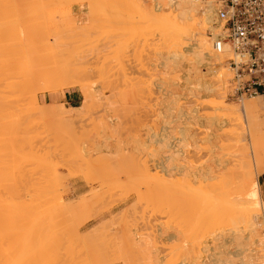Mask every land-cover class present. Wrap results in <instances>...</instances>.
Listing matches in <instances>:
<instances>
[{
	"label": "rangeland",
	"instance_id": "1",
	"mask_svg": "<svg viewBox=\"0 0 264 264\" xmlns=\"http://www.w3.org/2000/svg\"><path fill=\"white\" fill-rule=\"evenodd\" d=\"M198 1L202 4L205 0ZM177 3L179 4V0H0V102L18 107L19 110L13 108L14 116L17 112L16 116L20 117H14L17 118L14 124H18V130L15 131L13 123L11 129L15 127L14 130L9 129V126L8 130H0V153H4V157L1 156L4 159L2 169L0 168V194L4 202L0 212L5 214L1 213V217H4L1 219L3 224L0 223V259L5 264H240L242 257L230 254L222 241L218 240L216 243L219 247L214 249L213 243H209L213 234L225 232L227 235L230 229L236 232L235 236L239 235L237 231L243 236V243H234L232 248H242L246 253L243 257L251 256L254 252L255 235L250 232V225L245 224L244 227V220H237L238 217L234 215V219L230 220L228 214L223 219V213L220 212L223 203L219 204L222 199L215 201V194L205 190L212 186L208 184L209 181L212 183V179L207 181L210 186L205 188L203 185L204 189L200 187L201 183L197 185L194 184L195 180H189L184 171L175 173L174 176L166 174L167 166L172 162H184L187 166L197 165L199 160L204 163L208 159V152L211 154L210 148L215 146V155L226 154V151L234 153L236 144L235 147L227 148L229 144L226 141H229L230 135L232 138L237 133L247 132L252 136L260 134L264 138V95L240 99L230 95L228 83L231 72L227 65L230 55L224 56L221 63L209 58L204 59V67L202 63L197 64L195 53L190 50L194 38L200 35L207 42L218 31L212 25L213 17L206 24L199 15L193 24L189 21L194 26L189 28L196 31V36L180 40L181 35L185 37L182 27L188 25L182 26L179 23V27L178 21L173 18L182 10V3L180 6ZM165 14H169V17L166 18ZM12 32L17 39L15 36H12L14 40L9 39L5 34L12 35ZM24 37L26 42L22 40ZM35 42L40 44H33ZM11 43L14 47H23L19 48L22 54L18 55L20 58L16 57V60L19 58L18 62L9 58L6 62L7 57L3 56L9 49L10 53L15 49ZM23 53L26 58L31 54L30 60L25 59ZM8 55L10 56L9 53L5 56ZM46 68L56 70L53 76H46ZM41 69L45 71L38 72ZM25 71L29 77H35V84L38 83L34 87L33 78H30L33 88H28L32 92L30 97L27 95L28 98L26 95L21 97L20 94V84L23 81L20 79L24 78ZM5 73H8L9 84L5 81V77H8ZM223 73L227 75L222 76ZM217 74L220 75L219 80L213 78L216 80L213 83L216 85L218 82L221 87L213 88L212 85L213 92L207 90L206 80ZM44 86L47 87L44 88L46 90L41 89ZM15 89H19L18 95ZM67 91H75L74 103L64 100V93ZM217 92L226 105L238 107L239 113L236 111L237 113L227 114L218 105L210 104L209 100L217 99ZM17 101L19 103L15 104ZM246 101L255 104L254 115H257L261 130H253L254 120L246 118L250 113L248 117L252 119L251 112L243 110L242 103ZM62 112L67 114L63 116L65 123L61 117ZM245 112L247 115L243 114ZM218 115L219 119L216 118ZM48 117L49 120L46 119ZM222 117L227 120L224 121ZM220 119L225 124H215ZM19 121L25 127L21 128ZM71 122H74L72 127ZM64 124L65 128L62 127ZM222 127L227 130L224 131L226 136L218 133L219 130L222 132ZM182 130L186 132L184 135ZM218 136L220 141H224L221 145ZM175 137H178L177 140ZM167 142L176 143L171 152L168 151L170 149ZM234 142L236 143L235 140ZM217 143L221 147L228 144L226 148L229 150L225 146H217ZM229 143L233 145V141ZM213 144L217 145L212 146ZM251 144L248 137L244 154L252 160L251 163L256 164V168L259 166V173L256 175L258 181L259 176L264 173V143L262 150H257L253 145L257 153ZM196 149L199 151H195ZM221 149L226 151L222 152ZM170 153L173 156L168 158ZM194 155L201 157L196 158ZM205 155L207 159L203 160ZM214 183L215 178L212 184ZM218 184L219 181L213 186H219ZM194 195L200 199L206 197L207 200H200L204 201L200 203L199 198ZM259 200L264 201L260 195ZM207 202H218L220 207L216 203L205 205ZM226 202L225 206L230 204L229 201ZM232 204L234 207L235 202ZM225 206L222 211L226 209ZM218 207L220 211L217 210ZM209 208H212L211 211L216 208L220 214L215 211L214 218ZM230 209L232 210L231 207ZM256 260L254 257L253 262Z\"/></svg>",
	"mask_w": 264,
	"mask_h": 264
},
{
	"label": "bare ground",
	"instance_id": "2",
	"mask_svg": "<svg viewBox=\"0 0 264 264\" xmlns=\"http://www.w3.org/2000/svg\"><path fill=\"white\" fill-rule=\"evenodd\" d=\"M15 1V0H14ZM30 1V0H29ZM77 1V0H76ZM192 1V0H191ZM190 0H179V4H181L182 3V10H181V13H178V15H175L173 18L176 20V21H178L177 23H178V25H179V27L182 25L183 26V24L186 26V25H188V26H186V27H190L191 28V26H193V25H191V24H193V21L195 20V19H197V17L199 16V15H201L202 16V18L201 19H203V20H201V21H205L204 23H206L207 21H211V17H212V12H213V7H212V4H211V0H205L204 1V3H200L198 0L196 1V0H193V1H196V3H193V1L191 2ZM4 2V1H3ZM27 2V1H26ZM5 3V2H4ZM9 3V2H8ZM15 3V2H14ZM22 3V2H21ZM7 4V3H6ZM19 4V3H18ZM17 4V5H18ZM24 4V3H23ZM178 4V3H177ZM178 4V5H179ZM3 5V4H2ZM10 5V4H9ZM16 5V4H15ZM16 5V6H17ZM31 5H32V3H31ZM4 6V5H3ZM11 6H13V5H11ZM180 6V5H179ZM2 7V6H1ZM18 7V6H17ZM24 7V6H23ZM22 7V8H23ZM32 7V6H31ZM5 8V7H4ZM7 8V7H6ZM12 8V7H11ZM14 8H15V6H14ZM30 8V7H29ZM180 8V9H181ZM2 9V8H1ZM10 9V8H9ZM161 9V8H160ZM21 10V9H20ZM157 10H159V9H157ZM22 11V10H21ZM29 11V10H28ZM3 12H5V11H3ZM2 12V13H3ZM9 12V11H8ZM17 12H18V10H17ZM27 12V11H26ZM37 12H39V10L37 11ZM67 12V11H66ZM59 13V12H58ZM62 14H63V12H61ZM65 13V12H64ZM11 14H12V12H11ZM19 14V13H18ZM39 14V13H38ZM171 14V13H170ZM3 15V14H2ZM29 15V14H28ZM169 14H165L164 16L166 17V18H168L169 16H168ZM5 16V15H4ZM12 16V15H11ZM18 16V15H17ZM171 16V15H170ZM6 17V16H5ZM15 17V16H14ZM19 17V16H18ZM33 17V16H32ZM7 18V17H6ZM6 18H4V19H6ZM22 18V17H21ZM30 18V17H29ZM12 19V18H11ZM3 19H1V21H2ZM7 20L9 21V19L7 18ZM30 20V19H29ZM35 20V19H34ZM192 21V23L191 22H189V21ZM6 21V20H5ZM18 21V20H17ZM16 21V22H17ZM22 21V20H21ZM24 21H25V18H24ZM156 22V21H155ZM195 22V21H194ZM13 23V22H12ZM19 23V22H18ZM181 25H180V24ZM189 23V24H188ZM191 23V24H190ZM209 23H211V22H209ZM4 24V23H3ZM7 24V23H6ZM151 24H153V23H151ZM158 24V21H157V23H156V25ZM169 24V23H168ZM207 24V23H206ZM2 24H0V27H2L1 26ZM9 25V24H8ZM11 25V24H10ZM22 26H23V24H21ZM190 25V26H189ZM202 25V24H201ZM200 25V26H201ZM209 25V24H208ZM7 26V25H6ZM11 26H13V25H11ZM17 26V25H16ZM15 25H14V27H16ZM20 26V25H19ZM203 26V25H202ZM205 26V25H204ZM5 27V26H4ZM7 27H9V26H7ZM7 27H5V28H7ZM18 27V26H17ZM178 27V26H177ZM186 27H182L184 30L183 31H185V32H182L183 34L185 33V37H184V35L182 36L181 35V38H180V40H185V39H187L188 37H195L196 36V34H195V32L194 31H192L190 28H189V30L191 31H189L188 30V28L185 30V28ZM194 27V26H193ZM192 27V28H193ZM206 27V26H205ZM4 28V29H5ZM209 28V27H208ZM11 29H13V28H11ZM28 29V28H27ZM35 29V28H34ZM158 29V28H157ZM180 29V28H179ZM201 29V28H200ZM203 29V28H202ZM1 30H2V28L0 29V33H1ZM16 30H17V28H16ZM158 30H160V29H158ZM182 30V29H181ZM210 30H212L211 28H210ZM21 31H22V29H21ZM44 31V30H43ZM189 31V32H188ZM199 31V30H198ZM3 32H5V31H3ZM9 32H11V31H9ZM14 32V31H13ZM13 32L11 33L12 35H8L7 33H5L7 36H8V38L9 39H11L12 38V36H15L16 37V35L15 34H13ZM39 32H42V31H39ZM48 32V31H47ZM157 32V31H156ZM15 33V32H14ZM46 33V32H45ZM153 33V32H152ZM158 33V32H157ZM180 33V32H179ZM191 33V34H190ZM16 34H19V32H17ZM50 34V33H49ZM48 34V35H49ZM160 34V33H159ZM195 34V35H194ZM4 35V34H3ZM21 35V34H20ZM47 35V34H46ZM45 35V36H46ZM7 36H5L6 38H7ZM26 36V35H25ZM27 36H29V35H27ZM34 36V35H33ZM37 36V35H36ZM42 36V35H41ZM183 37V38H182ZM7 38V39H8ZM30 38V37H29ZM29 38H27V39H29ZM191 38V39H192ZM13 39V38H12ZM15 39V38H14ZM13 39V40H14ZM16 39H17V37H16ZM21 39V38H20ZM24 39V41H25V37L24 38H22V40ZM38 39V38H37ZM42 38H40V40H41ZM46 39V38H45ZM5 40V39H4ZM34 40H36V39H34ZM34 40H32V41H34ZM194 43H192L191 45H190V50L192 49L193 51H194V53H195V57H196V62H197V64H203V67H204V61L206 62V60H204V59H208L209 60V58H214L215 60H217L218 62H222V59H223V57L224 56H226V55H230V46H229V44H228V42L227 41H225V39L222 37V36H220L219 35V33H215V34H213V36L210 38V39H208L207 40V42H206V39H204V38H201L200 37V35H199V37H195L194 38ZM19 42H20V40H18ZM17 41V43H19ZM29 41H31V40H29ZM31 41V42H32ZM43 40H41L40 42H42ZM193 41V40H192ZM11 42V41H10ZM14 42H16V41H14ZM13 42V43H14ZM26 42V41H25ZM187 42V41H186ZM9 43V42H8ZM17 43H16V45H17ZM21 43V42H20ZM24 43V42H23ZM37 42H35V43H33V44H36ZM39 43V42H38ZM37 43V44H38ZM189 43V42H188ZM4 44H7L6 42L4 43ZM12 44V43H11ZM40 44V43H39ZM13 45V44H12ZM20 45V44H19ZM11 46V45H10ZM22 45H20V47H21ZM27 45H25V47H26ZM53 46V45H52ZM185 46H186V44H185ZM19 47V48H20ZM29 47V46H28ZM30 47H32V46H30ZM33 47H34V45H33ZM32 47V48H33ZM36 47V46H35ZM42 47V46H41ZM40 47V48H41ZM54 47V46H53ZM187 47V46H186ZM189 47V46H188ZM187 47V48H188ZM5 48V47H4ZM3 48V49H4ZM9 48V47H8ZM7 48V49H8ZM11 48V47H10ZM13 48H15L14 50H12ZM13 48H11V50H12V52L11 53H13L12 55H11V53L9 52L10 51V49L8 50V52L7 53H4L5 55H7L8 53L10 54V56L8 57V56H5L4 54H3V56L4 57H7V61L6 62H8V58H9V60H14L15 59V61H17V60H19V58H20V56H18V55H20V51H22V50H19V48L18 47H14V45H13ZM17 48V49H16ZM44 48V47H43ZM42 48V49H43ZM21 49H23V47H21ZM49 50H51V49H49ZM189 50V51H190ZM41 51V50H40ZM39 51V52H40ZM192 51V52H193ZM25 52V51H24ZM32 52H33V50H32ZM36 52V51H35ZM43 52V51H42ZM58 52H60V51H58ZM57 52V53H58ZM26 53V52H25ZM31 53V52H30ZM34 53V52H33ZM37 53V52H36ZM35 53V55H37ZM41 53V52H40ZM45 53V52H44ZM43 53V54H44ZM54 53V52H53ZM22 54V53H21ZM24 54V53H23ZM0 55H2V53L0 54ZM33 55V54H32ZM59 55V54H58ZM62 55V54H61ZM21 56H23V55H21ZM27 56H31V54L30 55H27ZM38 56V55H37ZM45 56V55H44ZM48 56V55H47ZM46 56V57H47ZM64 56V55H63ZM11 57L13 58V59H11ZM16 57H19L17 60H16ZM24 57H25V54H24ZM29 57H27L28 59H29ZM43 57V56H42ZM45 57V58H46ZM51 57V56H50ZM57 57V56H56ZM26 57H25V59H27ZM24 59V58H23ZM48 59V58H47ZM22 60V59H21ZM30 60V59H29ZM207 60V61H208ZM27 61L28 60H26V63H27ZM42 61V60H41ZM47 61V60H46ZM62 61V60H61ZM18 62V61H17ZM25 62V61H24ZM196 62H195V64H196ZM1 63V62H0ZM6 64V63H5ZM4 64V65H5ZM8 64H10V63H8ZM8 64H6V65H8ZM201 64V65H202ZM200 65V66H201ZM205 65H207L206 63H205ZM199 66V65H198ZM199 66V67H200ZM0 67H1V65H0ZM36 67V66H35ZM202 67V68H203ZM207 67V66H206ZM37 68V67H36ZM198 68V67H197ZM4 69H6V67L4 68ZM55 69V68H54ZM6 70H8V68L6 69ZM6 70H2L3 72H5ZM26 70V69H25ZM27 70H29V69H27ZM37 69H35V71H36ZM42 70H44L45 71V69H41L40 71L38 70V72H42L43 73V71ZM203 70V69H202ZM10 71V70H9ZM12 71V70H11ZM30 71V70H29ZM54 71H56V70H54ZM54 71H52V68L51 69H47L46 68V71H45V73L47 72V75L46 76H49L50 77V75H52L53 76V72ZM59 71V70H58ZM14 72V71H13ZM20 72V71H19ZM23 72H24V70H23ZM22 72V73H23ZM26 72V71H25ZM37 72V73H38ZM215 72H217V71H215ZM0 73H1V71H0ZM30 73V72H29ZM34 73V71L32 72V74ZM36 73V72H35ZM58 73V72H57ZM219 73V72H218ZM2 74V73H1ZM4 74V73H3ZM5 74H7V76H8V73H5ZM55 74H56V72H55ZM220 74V73H219ZM22 75V74H21ZM34 75V74H33ZM227 75V74H226ZM224 73H223V75L222 76H226ZM3 77H5L4 75H2ZM11 76V75H10ZM13 76V75H12ZM17 76V75H16ZM19 76V75H18ZM26 76V77H25ZM56 76V75H55ZM54 76V77H55ZM210 76H212V75H210ZM219 76L220 75H218L217 74V76L215 75V77L213 76L212 78H210L209 80H206V83H205V85L207 86V90H210V91H212V90H214L213 88L215 87V86H217V88H218V86H220V84L217 82V84L216 85H214V81H215V83H216V80H219ZM14 77V76H13ZM12 77V78H13ZM24 78H22V79H20V81L21 80H23L22 81V83L20 84V87H21V89H20V94H21V97H23V96H25L26 95V97L28 98V96H29V94L31 95V93L32 92H30L29 91V89L28 88H30V87H32L33 85H31L33 82H34V84H35V82L37 81H33L34 80V78H33V76H30L29 77V75H28V73L26 72V74L23 76ZM33 78L32 79V81H31V79L30 78ZM5 78H6V80H5ZM4 78V80L5 81H8L7 79L9 78V76L8 77H5ZM46 78V77H45ZM51 78H53V77H51ZM51 78H49V80L51 79ZM216 79V80H214V79ZM3 79V78H2ZM11 79V78H10ZM9 79V80H10ZM48 79V78H47ZM56 79V78H55ZM207 79H208V77H207ZM15 80V79H14ZM46 80V79H45ZM59 80V79H58ZM120 80V79H119ZM205 80V79H204ZM2 82H3V80H1ZM4 81V82H5ZM224 81V80H223ZM9 82L10 81H8V84H9ZM50 82H52V80L50 81ZM205 82V81H204ZM203 82V83H204ZM17 83V82H16ZM43 83V82H42ZM54 84L56 83L55 82V80H54V82H53ZM123 83V82H122ZM203 83H202V85H203ZM1 84H3V83H1ZM6 84V83H5ZM4 84V85H5ZM37 85H38V83H36ZM36 84H35V86L34 87H37L36 86ZM45 84H47V83H45ZM118 84V83H117ZM119 84H121V83H119ZM124 84V83H123ZM123 84H122V86H123ZM222 84V83H221ZM125 85H127V84H125ZM204 85V86H205ZM212 85H214L213 86V88L211 87ZM2 85H0V87H1ZM48 86H50V84L48 85ZM121 86V85H120ZM205 86V87H206ZM5 87V86H4ZM13 87V86H12ZM40 87V86H39ZM46 86H44L43 88L41 87V89L43 90L44 88H45ZM51 87V86H50ZM61 87H62V85H61ZM221 87V86H220ZM219 87V88H220ZM33 88V87H32ZM47 88V87H46ZM124 88V87H123ZM2 89V88H1ZM10 89H12V88H10ZM28 89V90H27ZM40 89V90H41ZM117 89V88H116ZM118 89H120V88H118ZM122 89V88H121ZM4 90V89H3ZM17 89H15V91H16ZM44 90H46V89H44ZM48 90V89H47ZM125 90V89H124ZM7 91H8V89H7ZM14 91V92H15ZM32 91H34V90H32ZM118 91V90H117ZM121 91V90H120ZM38 92V91H37ZM213 92V91H212ZM211 92V93H212ZM216 92V91H215ZM220 92V91H219ZM0 93H2V92H0ZM9 93H11V92H9ZM17 95L19 94V89L17 90ZM221 93V92H220ZM220 93H216V95L215 94H213V95H215V96H217L216 98L217 99H211V100H209V103L210 104H216V105H218L217 107L219 108V109H221L222 111H224L225 113H227V114H229V113H235L237 110H239L238 109V107H236V106H234V105H226L223 101H222V98H220V95H217V94H220ZM5 95H7V93L5 92L4 93ZM3 94V95H4ZM12 94H13V92H12ZM23 95V96H22ZM28 95V96H27ZM33 95H35V94H33ZM222 95V94H221ZM2 96V95H1ZM10 96V95H9ZM131 96V95H130ZM12 97V96H11ZM19 97V96H18ZM25 97V98H26ZM30 97V96H29ZM35 97V96H34ZM34 97H31V99H33ZM118 98V97H117ZM123 98V97H122ZM128 98H130V97H128ZM6 99V98H5ZM9 99V98H8ZM8 99H6V100H8ZM23 99V98H22ZM119 99V98H118ZM132 99V98H131ZM1 100V99H0ZM10 100V99H9ZM24 100V99H23ZM28 101H29V99H27ZM34 100V99H33ZM121 100V99H120ZM5 101V100H4ZM15 101H16V99H15ZM113 101V100H112ZM114 101H115V99H114ZM245 101V100H244ZM14 101H12V103H13ZM108 102V101H107ZM121 103L123 102V101H120ZM125 102V101H124ZM9 103V102H8ZM16 103H19L18 101L17 102H15V104ZM21 103V102H20ZM28 103H30V101L28 102ZM241 103V102H240ZM7 103H5L4 102V104H2L1 102H0V130H8V126L10 127L9 129H11V125H12V123L14 124L15 123V121L14 120H16L14 117L16 116V114H17V112H16V114H15V116H14V109L15 110H17V108L18 107H12V106H14V105H10V104H7ZM26 104H27V102H26ZM31 104V103H30ZM243 104V110H248V111H246V112H251V118L252 119H250V117H248L249 115H250V113H249V115H247L246 114V112L245 113H243L244 115L246 114L247 116H246V118L248 119V120H250V121H252V120H254V122L253 123H255V128L253 129V130H261V126H260V124H259V122H258V119H257V115L255 114L254 115V106H255V104H253L252 102H244V103H242ZM17 106V105H16ZM18 106H19V104H18ZM27 106V105H26ZM34 106V105H33ZM126 106V105H125ZM238 106V105H237ZM20 107V106H19ZM60 107H62V106H60ZM124 107V106H123ZM122 107V108H123ZM127 107V106H126ZM129 107V106H128ZM127 107V108H128ZM14 108V109H13ZM115 108V107H114ZM121 108V109H122ZM126 108V109H127ZM242 108V107H241ZM245 108V109H244ZM31 109V108H30ZM54 109L55 110H57L56 109V107H54ZM63 108H61V110H62ZM125 109V111H128V110H126ZM130 109V111H131V108H129ZM156 109V108H155ZM18 110H19V108H18ZM34 110V109H33ZM47 110V109H46ZM54 110V112H57V111H55ZM67 110V109H66ZM66 110H64L65 112H68V111H66ZM20 111H22V110H20ZM20 111H19V113H20ZM53 111V110H52ZM63 111V110H62ZM130 111H129V113H130ZM154 111V110H153ZM45 112V111H44ZM238 112V111H237ZM236 112V113H237ZM244 112V111H243ZM18 113V114H19ZM36 113V112H35ZM33 114L34 116L36 115V114ZM63 113V112H62ZM122 113H123V109H122ZM125 113V112H124ZM123 113V114H124ZM128 113V114H129ZM239 113V112H238ZM28 114V113H27ZM39 114H42L41 112H39ZM48 114V113H47ZM50 114H53L54 115V113H50ZM64 114L65 113H63V115L61 116L62 118H63V116H64ZM131 114V113H130ZM65 115H67V114H65ZM70 115V114H69ZM113 115V114H112ZM34 116H31V117H34ZM41 116V115H40ZM121 116H122V114H121ZM128 116V115H127ZM126 116V119L128 118ZM130 116V115H129ZM182 116V115H181ZM16 117H19V115L18 116H16ZM60 117V118H61ZM219 115H218V117H216V118H218L219 119ZM20 118V117H19ZM18 118V119H19ZM25 118H27V116L25 117ZM60 118H57V119H60ZM72 118V117H71ZM101 118V117H100ZM124 118H125V115H124ZM223 118V117H222ZM27 119H29V118H27ZM41 119V118H40ZM46 119H50V117H48V118H46ZM45 119V120H46ZM64 119V123H65V118H63ZM129 119V118H128ZM226 119V118H225ZM225 119L223 118V120L225 121ZM23 121H24V119H22ZM47 120V121H48ZM101 120V119H100ZM107 120V119H106ZM221 120V119H220ZM223 120H221L220 122L218 121L217 123H215V124H221L222 122H223ZM227 120V119H226ZM14 121V122H13ZM40 121V120H39ZM39 121H38V123H39ZM61 121V120H60ZM69 121V120H68ZM108 121V120H107ZM111 121V120H110ZM118 121V120H117ZM217 121V120H216ZM18 122V121H17ZM28 122V121H27ZM48 122H50V121H48ZM227 122V121H226ZM19 123H20V126L22 125L21 123L22 122H20L19 121ZM25 123V122H24ZM24 123H23V125H24ZM61 123V122H60ZM68 123V122H67ZM72 123H74V122H71V127H72ZM214 123V122H213ZM224 123V122H223ZM252 123V124H253ZM17 124V123H16ZM16 124H14L15 125V127L16 126H18V124L16 125ZM29 124V123H28ZM42 124V123H41ZM54 124V123H53ZM69 124H70V122H69ZM211 124V123H210ZM225 124V123H224ZM223 124V125H224ZM251 124V125H252ZM13 125V126H14ZM46 125V124H45ZM49 125V124H48ZM52 125V124H51ZM58 125V124H57ZM227 125V124H226ZM12 126V127H13ZM43 126V125H42ZM47 126V125H46ZM65 126V124L64 125H62V127H64ZM66 126H68L67 124H66ZM92 127H93V124L91 125ZM94 126H96V124L94 125ZM218 125H216V127H217ZM14 127V128H15ZM22 127H25V126H21V128ZM28 127V126H27ZM26 127V128H27ZM32 127V126H31ZM58 127H60V125L58 126ZM57 127V128H58ZM62 127H61V129H62ZM75 127V126H74ZM90 127V126H89ZM88 127V128H89ZM102 127V126H101ZM219 127V126H218ZM253 127H254V125H253ZM14 128L13 129H11V130H14ZM19 128V127H18ZM65 128V127H64ZM95 128V127H94ZM93 128V129H94ZM99 128V127H98ZM30 129H32V131H33V128H30ZM35 129H36V127H35ZM34 129V130H35ZM49 129V128H48ZM69 129H71V128H69ZM92 129V128H91ZM211 129V128H210ZM219 129H220V127H219ZM16 130H18L17 129V127L15 128V131ZM20 130V129H19ZM21 130H23V129H21ZM25 130H27V129H25ZM37 130V129H36ZM53 130V129H52ZM55 130H57V129H55ZM59 130V129H58ZM216 130V129H215ZM14 131V132H15ZM29 131V130H28ZM184 130H182V132H183ZM185 131H187V130H185ZM210 131V130H209ZM212 131V130H211ZM218 131V130H217ZM220 131V130H219ZM218 131V133H219V135H221L222 136V134H224L225 135V133H224V131H227V130H223V127H222V132L220 131L219 132ZM232 131V130H231ZM231 131H229L230 133H232ZM13 132V133H14ZM22 132V131H21ZM56 132V131H55ZM181 132V131H180ZM193 132V131H192ZM213 132V131H212ZM16 133V132H15ZM30 133V132H29ZM33 133V132H32ZM59 133V132H58ZM184 133H186V132H183L182 134L184 135ZM196 133H197V131H196ZM199 133V132H198ZM207 133V132H206ZM211 133V132H210ZM210 133H209V135H210ZM217 133V132H216ZM229 133V134H230ZM19 134V133H18ZM22 134V133H21ZM166 134V133H165ZM168 134V133H167ZM227 134V133H226ZM240 134V133H239ZM238 133L237 134H235V136L234 137H232L233 138V140H232V138H230V136H229V141L231 142V141H233V145H230L231 143H229V141H228V139H227V143L229 144V146H227V145H222V147L221 146H219V144L221 145V142L223 143L224 141H220V138H219V136L217 137V138H219L218 140L220 141V143H219V141H218V145L217 144H213L212 146H215V145H217V146H219V147H221V148H223V146H225V148H226V146H227V148H232L233 146L235 147V144H236V150H235V152H234V150H233V152L234 153H231V152H229V151H226V150H229V149H227L226 148V150H224V151H226L227 153L226 154H222V155H215L214 154V150L213 149H215L216 148V146H215V148L213 147V149L212 148H210V152H211V154L209 155V152L208 151H206V152H208V159H207V157H206V155H205V157H204V159L203 160H205V159H207V160H205V162L204 163H202L200 160L198 161V164L197 165H194L193 164V166H187V165H185V164H183V163H171L170 165H168L167 166V170H166V174L168 175V176H174V174L175 173H182L183 171H184V173H186L185 175L186 176H189V180L191 179L192 181L193 180H195L196 182L194 183V184H197V185H199V183H201L200 184V187L202 186L203 188H204V186H205V188L206 187H208V186H210V185H214V184H216V183H218V181L220 182V184H218L219 186H216L217 187V189L219 190H217L216 189V187L215 186H210V187H208L209 188V190H208V188H204L206 191H209V192H213L212 194H215L214 196H216L217 198L215 199V201L216 200H218V201H220L221 199V201L219 202V204L221 203H223V206L221 205V208L223 209V207L225 206V203H227L226 201H229L230 202V204H227L226 206H225V208L226 209H228L229 210V213L226 211V209H224L223 211H222V209H221V211H220V206H219V204H218V202H214V203H216L219 207L217 208V210L219 209V211L221 212V213H223V215H222V217H223V219L224 218H226L225 217V215L226 214H228L227 216H230V217H228L229 219L230 218H233V215L235 216V217H238L237 218V220H244L243 222H244V227L246 226L245 224H249L250 225V232H252V234H254L255 235V237H254V241H255V246H256V248H255V250H254V252L252 253V255L251 256H246V257H243V256H245L246 255V253L245 252H243V250H242V248H240V247H236V248H232L231 247V245H233L234 243H236V244H242L243 243V236L242 235H240V232H238L237 231V235L238 236H235L234 234H236V232L235 231H232L231 229L229 230V234H227V232H226V234L227 235H225L224 233L225 232H223V233H219V234H213L212 236V238H210L212 241H210L209 243H213V245H212V247H213V249L215 248V247H219V245L217 244L218 242V240L219 241H222L223 242V244H225V248L226 249H228V252L230 253V254H238V257H242V258H240V264H252V263H255V262H257L256 264H264V201H260L259 200V195H258V185H257V180H256V175H258V173H259V171H257V169L259 168V166H258V168H256L257 166H255L254 165V163H251L252 162V160H250L248 157H246V155L244 154V152H245V149H246V140H247V138L249 137V139H250V141H251V145L253 146H255V148L258 150V149H260V150H262V146H263V137L260 135H258V134H254L253 136L252 135H250V133L248 134L247 132L246 133H241L240 135H239ZM15 135V134H14ZM17 135V134H16ZM30 135H31V133H30ZM33 135V134H32ZM177 135V134H176ZM218 135V134H217ZM240 136V137H237L238 139V142H237V140H236V136ZM20 136V135H19ZM22 136H23V134H22ZM179 136V135H178ZM188 136H190L189 135V133H188ZM194 136V135H193ZM215 136V135H214ZM213 136V138L214 139H216L215 137ZM226 136V135H225ZM224 136V138H226ZM17 137V136H16ZM21 137V136H20ZM28 137V136H27ZM210 137V139L212 138V136H209ZM263 138L262 140H261V138ZM14 138V137H13ZM24 138V137H23ZM171 138V137H170ZM176 138H178V137H175V139ZM181 138V137H180ZM179 138V139H180ZM190 138H193L192 136L190 137ZM206 138V137H205ZM221 138H223V137H221ZM167 139V138H166ZM178 139V140H179ZM208 139V138H207ZM231 139V140H230ZM30 140V139H29ZM177 140V139H176ZM217 140V139H216ZM225 140V139H224ZM234 140L236 141V143L234 142ZM102 141V140H101ZM171 141V140H170ZM169 141V142H170ZM180 141V140H179ZM192 141V140H191ZM194 141V140H193ZM192 141V142H193ZM209 141V140H208ZM212 141V140H211ZM27 142V141H26ZM70 142H71V140H70ZM169 142H167L168 144H166V145H168V147H169V149L170 150H168L169 152H171L172 150H173V148H174V145L176 144V143H169ZM173 142V141H172ZM175 142V141H174ZM177 142V141H176ZM191 142V143H192ZM216 142V141H215ZM15 143V142H14ZM179 143V142H178ZM178 143H177V145H178ZM190 143V144H191ZM208 143V142H207ZM210 143V142H209ZM214 143V142H213ZM70 144V143H69ZM102 144V143H101ZM68 145V144H67ZM187 145V144H186ZM193 145V144H192ZM208 145V144H207ZM3 146H5L4 144H3ZM73 146V145H72ZM90 146H92V145H90ZM190 146V145H189ZM211 146V145H210ZM254 146H253V149H255L254 148ZM94 147V146H93ZM194 147H196V145L194 146ZM5 148V147H4ZM4 148H2V150L4 149ZM72 148V147H71ZM188 148V147H187ZM187 148H185V149H187ZM199 148V147H198ZM75 149V148H74ZM195 149V148H194ZM200 149V148H199ZM206 149V148H205ZM209 149V146H207V150ZM255 149V150H256ZM11 150V149H10ZM218 150V149H217ZM216 150V151H217ZM223 149H221V151H222ZM254 150V151H255ZM257 150H256V153H257ZM96 151V150H95ZM192 151H194V150H192ZM195 151H199L198 149H196ZM220 151V153H222V152H224V151H222L221 152ZM67 152V151H66ZM8 153V152H7ZM12 153V152H11ZM70 153H71V151H70ZM184 153H186V151L184 152ZM192 153V152H191ZM198 153V152H197ZM218 153H219V151H218ZM217 153V154H218ZM4 154V153H3ZM2 154V152L0 153V168L2 169V160L4 161V159H2L1 158V156L3 155ZM73 154V153H72ZM74 154H75V152H74ZM91 154V153H90ZM189 154V153H188ZM195 154V153H194ZM198 154H200V153H198ZM197 154V155H198ZM206 154V153H205ZM254 154H255V152H254ZM192 155H193V153H192ZM11 156V155H10ZM171 156H173V154L172 153H170L169 155H168V158L170 157L171 158ZM195 156V155H194ZM193 156V157H194ZM255 156H257V154H255ZM258 156H259V154H258ZM2 157H4V155L2 156ZM6 157V156H5ZM196 157V156H195ZM194 157V158H195ZM198 157H201V156H198ZM198 157H196V158H198ZM7 158V157H6ZM69 158V157H68ZM72 160H73V158L72 157H70ZM191 158V157H190ZM259 158V157H258ZM10 159H12V158H10ZM9 159V160H10ZM70 159V160H71ZM173 159V158H172ZM171 159V160H172ZM181 159V158H180ZM187 159V158H186ZM255 159H257V158H255ZM254 159V160H255ZM185 160V159H184ZM191 160V159H190ZM250 160V161H249ZM253 160V161H254ZM260 160V159H259ZM88 161V160H87ZM170 161V160H169ZM195 161V160H194ZM7 162V161H6ZM171 162V161H170ZM256 162V161H255ZM259 162V161H258ZM39 163V162H38ZM44 163V162H43ZM52 163V162H51ZM66 163V162H65ZM168 163V162H167ZM3 164H4V162H3ZM52 164H54V163H52ZM108 164V163H107ZM258 164V163H257ZM5 165V164H4ZM32 165V164H31ZM68 165V164H67ZM70 165V164H69ZM105 165V164H104ZM49 166H50V164H49ZM55 166V165H54ZM71 166V165H70ZM52 167V166H51ZM106 167V166H105ZM111 168V167H110ZM1 169H0V172H2L1 171ZM6 171V170H5ZM4 171V172H5ZM8 171V170H7ZM110 172V171H109ZM5 174V173H4ZM7 174H8V172H7ZM6 175V174H5ZM179 175V174H178ZM12 177V176H11ZM113 178V177H112ZM172 178V177H171ZM184 178H186V177H184ZM214 178H215V180H216V183H214V184H212L213 183V180H214ZM114 179V178H113ZM169 179V178H168ZM212 179V180H211ZM116 180V179H115ZM170 180V179H169ZM209 180H211V182L212 183H210V181ZM218 180V181H217ZM12 181V180H11ZM180 181V180H179ZM200 181V182H199ZM202 181V182H201ZM207 181H209V183L208 184H210V185H208L207 184ZM185 182V181H184ZM190 182V181H189ZM194 182V181H193ZM193 182H192V184H193ZM204 182V183H203ZM206 182V183H205ZM53 183V182H52ZM186 184V183H185ZM191 184V183H190ZM191 184V185H192ZM197 185H196V187H197ZM204 185V186H203ZM45 186V185H44ZM153 186H154V184H153ZM155 186H156V184H155ZM154 186V187H155ZM194 186V185H193ZM4 187V186H3ZM195 187V188H196ZM199 187V186H198ZM201 187V188H202ZM194 188V187H193ZM8 189V188H7ZM159 189V188H158ZM161 189V188H160ZM214 189V190H213ZM198 190H199V188H198ZM203 190V189H202ZM204 190V191H205ZM211 190V191H210ZM1 191V190H0ZM203 191V192H204ZM8 192H10V190L8 191ZM55 192V191H54ZM2 193V192H1ZM12 193V192H11ZM17 194V193H16ZM53 194H55V193H53ZM210 194V193H209ZM9 195V194H8ZM57 195H59V194H57ZM194 196H196V195H194ZM0 197H2L1 196V194H0ZM196 197H198V196H196ZM207 197H210V196H207ZM225 197H226V199H225ZM199 198V201L200 200H204V201H206L207 200V198L205 199V198H202L201 197V199H200V197H198ZM211 198V197H210ZM220 198V199H219ZM59 199V198H58ZM225 199V200H224ZM4 199H3V197L2 198H0V207H2V205H3V201ZM46 201H48V200H46ZM204 201H200V203H204ZM209 201V200H208ZM210 201H213L212 199H210ZM225 201V202H224ZM235 202V206L233 207V204H232V202ZM15 203H16V201H15ZM43 203V202H42ZM214 203H210V202H207L205 205H208V206H210L211 204H214ZM5 205V204H4ZM8 205V204H7ZM60 206H62V204L60 205ZM201 206H203V205H201ZM213 206V205H212ZM211 206V207H212ZM39 207V206H38ZM52 207H54V206H52ZM213 207H215V206H213ZM230 207L232 208V210L230 209ZM234 208H236V209H234ZM38 209V208H37ZM51 209V208H50ZM203 209H206V208H203ZM210 209H212V208H209V210ZM0 210H1V208H0ZM10 210V209H9ZM61 210H62V207H61ZM11 211V210H10ZM52 211V210H51ZM54 211V210H53ZM55 211H56V209H55ZM60 211V210H59ZM206 210H204V212H205ZM211 211V210H210ZM209 211V212H210ZM215 211H216V208H215V210H212L210 213L211 214H213L214 215V218H216V216H215ZM236 213H235V212ZM217 213H219L220 214V212H218V211H216ZM224 212H226V213H224ZM1 213H3V211L2 212H0V223H2L3 224V222L1 221V219H3L2 217H4V216H2L1 217ZM54 213V212H53ZM55 213H57V212H55ZM59 213V212H58ZM64 213V212H63ZM230 213H233V214H231L230 215ZM9 214V213H8ZM207 214H208V211H207ZM211 214H209L210 216H211V218H213L212 217V215ZM219 214H217V216H219ZM3 215H5L4 213H3ZM203 215V214H202ZM204 216V215H203ZM221 216V215H220ZM241 217V218H240ZM54 218V217H53ZM221 218V217H220ZM16 219V218H15ZM228 219V220H229ZM234 219V218H233ZM45 220V219H44ZM46 220H48V219H46ZM231 220V219H230ZM14 220H12L11 221V224H12V222H13ZM20 221V220H19ZM19 221H18V223H19ZM25 221V220H24ZM54 221V220H53ZM21 222V221H20ZM16 223V222H15ZM47 223V222H46ZM17 224V223H16ZM21 224H23L22 222H21ZM38 224V223H37ZM6 225H8V224H6ZM24 225V224H23ZM22 225V226H23ZM25 225H26V223H25ZM32 226H34V223H33V225ZM46 226H48V225H46ZM50 226V225H49ZM48 226V227H49ZM19 227V226H18ZM44 227V226H43ZM244 227H242V228H244ZM0 228H1V226H0ZM5 229H6V227H4ZM4 228H2V230L4 229ZM16 228H17V225H16ZM12 229H14L15 231H16V229L13 227ZM241 229V228H240ZM246 229V228H245ZM17 230H18V228H17ZM11 232L13 231V230H10ZM35 231V230H34ZM122 231H123V229H122ZM240 231H243V230H240ZM0 232H1V230H0ZM14 232V231H13ZM5 233V232H4ZM12 234V233H11ZM10 235V234H9ZM234 235V236H233ZM6 236V235H5ZM12 237L14 236L13 234L11 235ZM210 237V236H209ZM236 239H238V241L236 240ZM17 241V240H16ZM234 241V242H233ZM217 242V243H216ZM221 242V243H222ZM233 242V243H232ZM17 243V242H16ZM220 243V244H221ZM217 244V245H216ZM222 244V245H223ZM0 245H1V242H0ZM206 245V244H205ZM22 246V245H21ZM208 247L210 246V244H208L207 245ZM206 246V247H207ZM245 246V245H244ZM122 247H123V245H122ZM121 247V248H122ZM221 247V246H220ZM132 248V247H131ZM222 248H224V247H222ZM224 248V249H225ZM1 249H3V247H1ZM217 249V248H216ZM119 250V249H118ZM123 250V249H122ZM132 250H134V249H132ZM219 250H221V249H219ZM218 250V252H220ZM15 251V250H14ZM125 251H126V249H125ZM199 251V250H198ZM197 251V252H198ZM216 251V250H215ZM127 252V251H126ZM131 252V251H130ZM119 253V252H118ZM132 253V252H131ZM144 253V252H143ZM3 254V253H2ZM2 254H1V257H2ZM7 254V253H6ZM45 254V253H44ZM9 255V254H8ZM8 255H6L7 257H8ZM46 255V254H45ZM122 255H124V253L122 254ZM135 256H137L136 254H135ZM212 256V255H211ZM16 257H17V260H18V256L16 255ZM121 257V256H120ZM254 257L257 259L255 262H253V259H254ZM4 258V257H3ZM193 258V257H192ZM200 258V257H199ZM198 258V259H199ZM123 259V262H124V258H122ZM127 259V258H126ZM133 259V258H132ZM211 259V258H210ZM20 260V259H19ZM128 260H129V258H128ZM139 260V259H138ZM193 260V259H192ZM6 261H8V258H7V260ZM137 261V260H136ZM194 261V260H193ZM214 261V260H213ZM127 262V261H126ZM138 262V261H137ZM197 262H199V260H197ZM207 262H208V260H207ZM20 263V262H19ZM206 263V262H205ZM0 264H5V262H4V260L3 259H0ZM7 264V263H6ZM35 264V263H34ZM199 264V263H198ZM208 264H209V262H208Z\"/></svg>",
	"mask_w": 264,
	"mask_h": 264
},
{
	"label": "built area",
	"instance_id": "3",
	"mask_svg": "<svg viewBox=\"0 0 264 264\" xmlns=\"http://www.w3.org/2000/svg\"><path fill=\"white\" fill-rule=\"evenodd\" d=\"M211 4L212 25L230 46V95L263 96L264 0H211Z\"/></svg>",
	"mask_w": 264,
	"mask_h": 264
},
{
	"label": "crops",
	"instance_id": "4",
	"mask_svg": "<svg viewBox=\"0 0 264 264\" xmlns=\"http://www.w3.org/2000/svg\"><path fill=\"white\" fill-rule=\"evenodd\" d=\"M64 100L67 103H74V101H76V95H75V91H67L64 93ZM257 185H258V193L260 195V198L264 199V173H262L257 181ZM108 264H119L118 262H112V263H108Z\"/></svg>",
	"mask_w": 264,
	"mask_h": 264
}]
</instances>
